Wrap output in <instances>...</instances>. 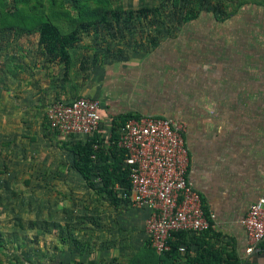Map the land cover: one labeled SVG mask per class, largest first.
Masks as SVG:
<instances>
[{
  "label": "crops",
  "instance_id": "crops-1",
  "mask_svg": "<svg viewBox=\"0 0 264 264\" xmlns=\"http://www.w3.org/2000/svg\"><path fill=\"white\" fill-rule=\"evenodd\" d=\"M247 6L253 11L222 18L200 12L142 57L98 62L84 79L74 73L65 82L69 91L58 99H99L107 131L121 115L183 122L186 174L213 218L203 233L180 235L183 250L156 254L139 251L146 211L132 207L135 223H122L109 249L72 252L58 264L264 263V239L247 252L240 223L248 207L264 199V6ZM132 241L137 246L129 251Z\"/></svg>",
  "mask_w": 264,
  "mask_h": 264
},
{
  "label": "rangeland",
  "instance_id": "rangeland-1",
  "mask_svg": "<svg viewBox=\"0 0 264 264\" xmlns=\"http://www.w3.org/2000/svg\"><path fill=\"white\" fill-rule=\"evenodd\" d=\"M57 3L76 26L67 69L43 51L36 32H0V264H58L72 252H105L122 223H135L132 207L114 204L76 171L69 139L44 127V109L69 91L65 82L74 73L84 79L98 62L142 57L195 12H250L247 5L258 9L264 0ZM136 246L132 241L128 250Z\"/></svg>",
  "mask_w": 264,
  "mask_h": 264
},
{
  "label": "built area",
  "instance_id": "built-area-1",
  "mask_svg": "<svg viewBox=\"0 0 264 264\" xmlns=\"http://www.w3.org/2000/svg\"><path fill=\"white\" fill-rule=\"evenodd\" d=\"M45 127L70 143H84L90 137L94 164L89 182L94 189L102 186L99 148L114 145L122 151L126 167L127 187L115 182L114 196L119 202L146 211L144 232L149 247L161 254L170 249L173 234L203 233L210 227L213 215L202 205L198 191L188 179V156L183 122L163 116L138 115L126 119L109 138L102 124L100 101L79 95L70 99L52 100L44 109ZM246 233L249 252L252 245L264 239V199L252 203L240 220ZM183 250L182 246L177 247ZM264 264V263H255Z\"/></svg>",
  "mask_w": 264,
  "mask_h": 264
},
{
  "label": "trees",
  "instance_id": "trees-1",
  "mask_svg": "<svg viewBox=\"0 0 264 264\" xmlns=\"http://www.w3.org/2000/svg\"><path fill=\"white\" fill-rule=\"evenodd\" d=\"M71 1L74 2L75 0ZM57 2L58 0H11L10 2L8 0H0V32L7 28H12L17 35L30 31L36 32L37 43L43 48V51L52 57H57L67 69L74 53L76 26L74 18L63 12ZM261 5L264 6V3ZM198 13L195 12L190 19ZM209 13L215 14L213 12ZM224 16V13L218 15L221 18ZM187 20L189 18H186L183 23L187 22ZM136 116L121 115L112 118L110 121L109 138L114 139L116 137L118 127L126 119ZM95 140L98 139L90 137L84 143L73 142L68 144L73 155V167L90 187H92V184L89 182V175L94 164L89 156L93 152L92 143ZM96 156L103 163L100 165L102 186L95 190L107 196L114 204H117L118 199L113 194L112 185L115 182L123 184L125 187L128 185L126 181V167L122 164V151L117 150L114 145L109 144L99 148ZM182 233L176 232L173 234L174 238L176 236V239L169 242L170 249L163 253L177 251L178 238ZM145 249L154 252L149 247L147 240L139 251Z\"/></svg>",
  "mask_w": 264,
  "mask_h": 264
}]
</instances>
